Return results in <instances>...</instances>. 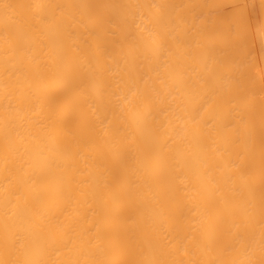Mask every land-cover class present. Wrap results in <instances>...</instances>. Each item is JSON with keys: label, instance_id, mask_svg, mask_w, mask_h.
Returning a JSON list of instances; mask_svg holds the SVG:
<instances>
[{"label": "bare ground", "instance_id": "6f19581e", "mask_svg": "<svg viewBox=\"0 0 264 264\" xmlns=\"http://www.w3.org/2000/svg\"><path fill=\"white\" fill-rule=\"evenodd\" d=\"M0 264H264V0H0Z\"/></svg>", "mask_w": 264, "mask_h": 264}]
</instances>
